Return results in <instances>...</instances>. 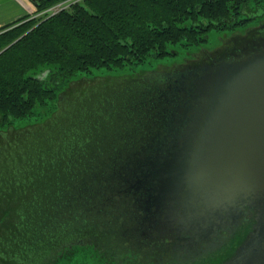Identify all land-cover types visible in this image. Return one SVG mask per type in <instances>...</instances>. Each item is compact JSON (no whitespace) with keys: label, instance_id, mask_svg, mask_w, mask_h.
Masks as SVG:
<instances>
[{"label":"water","instance_id":"obj_1","mask_svg":"<svg viewBox=\"0 0 264 264\" xmlns=\"http://www.w3.org/2000/svg\"><path fill=\"white\" fill-rule=\"evenodd\" d=\"M31 1L38 6L37 0ZM257 20L226 34L222 47L194 54L171 68L113 80H73L70 94L65 89L59 95L58 108L41 123L30 125L40 129L37 139L44 137L43 129H53L49 139L62 134L75 117L60 111L67 104L79 105L80 111L91 104L95 115L107 106L109 115L118 99L138 93L141 103L148 98L156 136L132 168L122 167L118 173L136 212L110 226L102 243L92 228L88 236L64 244L61 236L48 240L46 231L33 234L29 222L21 224L19 212L2 205L0 264H6L1 239L6 245L23 240L24 248L15 252L20 264H54L87 246L117 264L160 263L139 249L163 238L212 241L248 217L251 227L239 233L226 256L211 264H264V14ZM86 85H99L98 99L78 103L76 95ZM55 118L52 127H46ZM130 122L137 131L142 120L131 117ZM37 150L39 160L28 171L32 181L11 182L5 203L27 193V184L41 173L43 149Z\"/></svg>","mask_w":264,"mask_h":264},{"label":"trees","instance_id":"obj_2","mask_svg":"<svg viewBox=\"0 0 264 264\" xmlns=\"http://www.w3.org/2000/svg\"><path fill=\"white\" fill-rule=\"evenodd\" d=\"M61 1L38 0L36 15L0 28V128L47 119L79 73L163 58L183 41L199 45L211 29L231 33L258 22L253 15L237 17L249 0H80L52 16L40 15ZM255 1L252 11L264 6V0ZM131 96L116 100L109 115L107 106L101 115L91 104L82 111L79 105L62 106L64 116L75 117L39 151L41 173L27 184V193L5 203L12 185L0 184V209L14 208L21 224L29 222L33 234L46 231L48 240L61 236L65 244L95 230L104 242L110 226L136 212L118 173L144 156L157 132L148 98L141 103L139 93ZM131 117L142 120L137 131ZM1 241L5 263L20 264L15 252L24 248L23 240Z\"/></svg>","mask_w":264,"mask_h":264},{"label":"rangeland","instance_id":"obj_3","mask_svg":"<svg viewBox=\"0 0 264 264\" xmlns=\"http://www.w3.org/2000/svg\"><path fill=\"white\" fill-rule=\"evenodd\" d=\"M50 13L46 14H49L50 16ZM261 13H264V6L257 7L253 14L260 15ZM226 34H228L227 31L222 33L217 29H211L207 33V39L199 45L185 46L183 45L185 41H183L182 43L170 46L171 54L163 58H153L149 61H145L144 63L132 64L121 68H93L89 72L82 74L79 73V75L73 78V80L84 77L89 80H113L127 76L131 77L136 74L150 73L158 71V69L161 68H171L176 65H180L194 54L201 53L203 51H212L218 47H222L228 40ZM83 90L84 91L82 93L76 95L75 100L78 103L98 99L101 91L99 85H95L93 87L86 85ZM52 110L53 109L49 110L50 114ZM44 119H46V117L17 120L14 123L15 130L0 128V184L5 182H16L20 184L32 181V175L28 173V171L30 170V165H33L34 160H39L37 158L38 154H36L38 153L37 148L43 149L46 142H48L49 138L54 134L53 129H43L42 131L44 133V137L37 139L36 135L41 134V131H39L40 129L30 128V125H33L34 123H41ZM16 177L18 178L14 181ZM54 264L117 263L104 257L100 253H97L93 247L87 246L75 248L72 253L68 256L59 258V260H57Z\"/></svg>","mask_w":264,"mask_h":264},{"label":"flooded vegetation","instance_id":"obj_4","mask_svg":"<svg viewBox=\"0 0 264 264\" xmlns=\"http://www.w3.org/2000/svg\"><path fill=\"white\" fill-rule=\"evenodd\" d=\"M255 4V0H249L246 3L248 7L245 10L242 9L237 17L244 19L246 16L253 15L256 16V19H259L262 13L260 15L253 14L255 11H252L251 6ZM247 219V221L243 220L240 223L241 225L234 226L232 230L221 231L212 241L207 240L197 243L195 241H183L180 238L173 240L169 238L164 240L163 238L156 243L143 246L139 250L145 254L150 253L153 255V259L158 258L161 261L160 263L158 260L149 262L151 264H211L215 260H220L224 254L226 256L236 245L239 233L251 227L253 224L252 217Z\"/></svg>","mask_w":264,"mask_h":264},{"label":"crops","instance_id":"obj_5","mask_svg":"<svg viewBox=\"0 0 264 264\" xmlns=\"http://www.w3.org/2000/svg\"><path fill=\"white\" fill-rule=\"evenodd\" d=\"M36 10L31 0H0V28Z\"/></svg>","mask_w":264,"mask_h":264},{"label":"built area","instance_id":"obj_6","mask_svg":"<svg viewBox=\"0 0 264 264\" xmlns=\"http://www.w3.org/2000/svg\"><path fill=\"white\" fill-rule=\"evenodd\" d=\"M78 1L80 0H63V2L61 1L62 3L59 2V4L57 3L54 6L49 7L48 9L42 11L40 14H46L51 12L50 15H54Z\"/></svg>","mask_w":264,"mask_h":264}]
</instances>
